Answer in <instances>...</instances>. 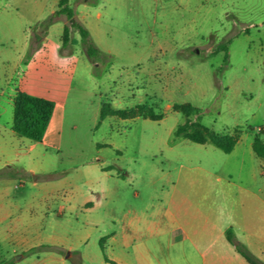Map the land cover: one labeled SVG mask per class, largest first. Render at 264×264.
<instances>
[{"label": "rangeland", "instance_id": "rangeland-1", "mask_svg": "<svg viewBox=\"0 0 264 264\" xmlns=\"http://www.w3.org/2000/svg\"><path fill=\"white\" fill-rule=\"evenodd\" d=\"M58 2L0 0L1 262L53 264L61 255L76 264L81 255L97 264L122 207L157 204L198 167L231 180L252 172L262 196V160L242 163L176 137L186 117L173 105L197 108L190 119L215 133L238 128L241 150L252 152L256 137L264 143V0H69L107 55L96 64L77 30L62 46L69 21ZM18 92L58 105L48 138L13 131ZM105 103H146L164 117L100 122ZM263 212L256 205L257 218Z\"/></svg>", "mask_w": 264, "mask_h": 264}, {"label": "crops", "instance_id": "crops-1", "mask_svg": "<svg viewBox=\"0 0 264 264\" xmlns=\"http://www.w3.org/2000/svg\"><path fill=\"white\" fill-rule=\"evenodd\" d=\"M58 108L54 104L43 139L57 127ZM227 155L244 163L254 161L255 153L237 143ZM198 169L183 175L181 187L174 182L167 194L156 198L157 204L122 207L111 218L104 259L97 264H249L227 241L229 229L264 264V212L259 218L256 213V205L264 208V189L262 196L255 189V174L237 173L231 180V175ZM77 258L76 264H86L81 255ZM50 259L68 264L61 255Z\"/></svg>", "mask_w": 264, "mask_h": 264}, {"label": "trees", "instance_id": "trees-1", "mask_svg": "<svg viewBox=\"0 0 264 264\" xmlns=\"http://www.w3.org/2000/svg\"><path fill=\"white\" fill-rule=\"evenodd\" d=\"M56 14L57 16H64L69 21V25L64 27L62 34V46L64 48L70 41L71 29H75L79 32L85 53L93 64L98 63L102 57L107 56L93 44L89 32L75 19V12L70 7L69 0H59ZM228 43L229 41L219 45L217 51L227 52ZM53 109L54 103L50 100L31 96L26 92H18L13 101V131L31 140L41 141L46 132ZM173 111L181 113L186 117V122L176 127L174 131L176 137L187 139L197 144L210 143L225 154L233 151L239 139L238 128H235L232 134H218L203 127L197 121L190 119L191 116L199 114L197 108L187 104L175 103ZM107 117H116L122 120L143 118L151 121H160L164 116L163 114L154 113L153 109L146 103L129 109H114L111 104L105 103L101 107L100 122ZM261 133H264L263 129H259V134ZM252 149L255 155L262 160L264 169V143H261L258 137L253 141ZM226 239L249 264H257L256 259L248 252L245 246L236 240L231 229L226 231ZM103 242L104 239H101V249L104 255ZM0 264L4 263L0 261Z\"/></svg>", "mask_w": 264, "mask_h": 264}]
</instances>
